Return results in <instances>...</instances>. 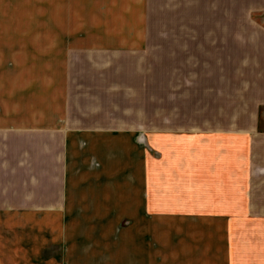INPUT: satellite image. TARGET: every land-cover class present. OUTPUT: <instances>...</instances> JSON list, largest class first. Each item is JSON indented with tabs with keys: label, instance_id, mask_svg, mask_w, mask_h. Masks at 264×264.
I'll return each instance as SVG.
<instances>
[{
	"label": "crops",
	"instance_id": "1",
	"mask_svg": "<svg viewBox=\"0 0 264 264\" xmlns=\"http://www.w3.org/2000/svg\"><path fill=\"white\" fill-rule=\"evenodd\" d=\"M0 55V264L253 262L264 0H0Z\"/></svg>",
	"mask_w": 264,
	"mask_h": 264
},
{
	"label": "rangeland",
	"instance_id": "2",
	"mask_svg": "<svg viewBox=\"0 0 264 264\" xmlns=\"http://www.w3.org/2000/svg\"><path fill=\"white\" fill-rule=\"evenodd\" d=\"M44 8L45 7H42V9L41 8H34L32 5V8H30L29 10L31 12L38 13V12L44 10ZM45 9H46V12L49 11V7H46ZM122 9L120 8L119 10H122ZM114 11H113V9H111V12H110L111 17L114 16V18H120L122 20V18L124 17L123 14L116 15V14H114ZM96 14H98V16H102L101 10H99L98 13H95V15ZM95 20L98 21V18H95ZM131 20H133V18H131ZM122 23H123V21H121L119 24L118 23H116V24L111 23L110 26L106 25L104 27V30L106 31V29L108 28V31L112 32L115 30V28L120 27ZM14 26L16 27L15 23H14ZM22 26L23 25L21 24L20 27H22ZM98 26L99 27L102 26L101 22H99ZM127 26H128L127 33H131L130 35H132L134 32V28H136V27H134L133 22H131ZM26 28L27 27L25 26V28H23V30H25ZM101 30L102 29L100 28L96 31H101ZM130 35L127 34L128 37ZM9 58L12 59L11 56L0 55V65H5V63H9L8 65L10 66L11 64H10ZM14 59H16V57ZM42 59L45 61V63L47 65H52L54 67L55 66L54 63H60L61 57L31 56L29 61L33 62L34 64H36L37 62L43 63ZM4 67H3V71H1L3 73L0 74V81H1V76L3 74H4L3 77L6 76V74H5L6 68H4ZM10 68H11V66H10ZM261 128L262 129L264 128V119L261 120ZM140 140L145 144L146 149H147V154L149 155V152H148V148H150V147H148L149 140L147 141L145 136L139 137V141ZM242 196H244V193L243 194L239 193L238 199L225 200V201H222V203H223V205H224V203H226V205H231L230 207L232 209L236 208V207H238L239 209L242 207L244 208L247 201H245V199L242 198ZM212 207H213V205H212ZM239 213H241V210H239ZM230 219L232 220V223H231V230L229 233V237L232 240L238 242L239 246H241V247H238L239 252L248 251V256L250 257V260L252 259V261H253L252 263H248V264H264V217L247 216V215L239 214L238 216L230 217ZM225 237H226V234L222 233L221 238H225ZM238 264H247V263L242 262V263H238Z\"/></svg>",
	"mask_w": 264,
	"mask_h": 264
}]
</instances>
